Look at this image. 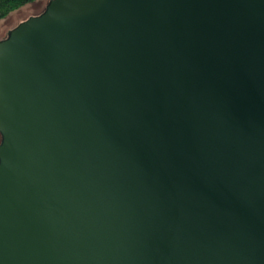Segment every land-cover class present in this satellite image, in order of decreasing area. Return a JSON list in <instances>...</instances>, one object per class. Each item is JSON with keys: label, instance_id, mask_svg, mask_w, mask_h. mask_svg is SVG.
I'll return each mask as SVG.
<instances>
[{"label": "water", "instance_id": "obj_1", "mask_svg": "<svg viewBox=\"0 0 264 264\" xmlns=\"http://www.w3.org/2000/svg\"><path fill=\"white\" fill-rule=\"evenodd\" d=\"M0 137V264H264V0H49Z\"/></svg>", "mask_w": 264, "mask_h": 264}, {"label": "rangeland", "instance_id": "obj_2", "mask_svg": "<svg viewBox=\"0 0 264 264\" xmlns=\"http://www.w3.org/2000/svg\"><path fill=\"white\" fill-rule=\"evenodd\" d=\"M48 0H37L33 3L24 5L0 20V39L6 35L7 29H11L19 20L25 19L28 15L38 14Z\"/></svg>", "mask_w": 264, "mask_h": 264}, {"label": "trees", "instance_id": "obj_3", "mask_svg": "<svg viewBox=\"0 0 264 264\" xmlns=\"http://www.w3.org/2000/svg\"><path fill=\"white\" fill-rule=\"evenodd\" d=\"M37 0H0V20H2L3 18H5L9 13H11L12 11L24 6V5H27V4H30V3H33ZM49 0L46 2L44 8L38 13H42L46 7V5L48 4ZM38 14H35V15H38ZM31 16V15H30ZM28 16V17H30ZM28 17H26L25 19L17 22L11 29H9L6 33V35L1 38L0 40H3L5 39L7 36H8V33L10 30H12L14 27H16L20 22L26 20ZM1 139V137H0Z\"/></svg>", "mask_w": 264, "mask_h": 264}]
</instances>
